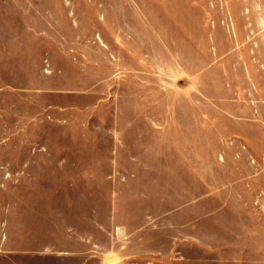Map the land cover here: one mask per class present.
Returning a JSON list of instances; mask_svg holds the SVG:
<instances>
[{"label":"rangeland","instance_id":"374dc122","mask_svg":"<svg viewBox=\"0 0 264 264\" xmlns=\"http://www.w3.org/2000/svg\"><path fill=\"white\" fill-rule=\"evenodd\" d=\"M0 264H264V0H0Z\"/></svg>","mask_w":264,"mask_h":264},{"label":"crops","instance_id":"0c3cea01","mask_svg":"<svg viewBox=\"0 0 264 264\" xmlns=\"http://www.w3.org/2000/svg\"><path fill=\"white\" fill-rule=\"evenodd\" d=\"M33 207H35V206H33ZM33 213L35 214V209H33ZM34 216H35V215H34ZM34 216H33V217H34ZM229 217H230V219H232V218H233V214L230 213V216H229Z\"/></svg>","mask_w":264,"mask_h":264}]
</instances>
